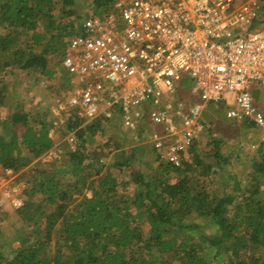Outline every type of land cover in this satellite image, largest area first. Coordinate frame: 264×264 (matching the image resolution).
<instances>
[{
    "label": "trees",
    "instance_id": "1",
    "mask_svg": "<svg viewBox=\"0 0 264 264\" xmlns=\"http://www.w3.org/2000/svg\"><path fill=\"white\" fill-rule=\"evenodd\" d=\"M118 1L0 0V172L15 176L19 200H40L45 220L40 226L17 215L14 204L0 209V264H211L204 243L219 264H264V130L249 121H229L230 101L202 113L201 124L209 116V126L214 117L230 124H219L218 135L202 124L191 144L195 160L179 166L151 146L124 148L133 142L117 113L86 120L71 109L50 138L44 117L70 89L63 79L69 42L84 33L83 21ZM260 1L248 33L264 31ZM20 84L31 93L41 90L45 110H33L40 103L35 96L25 109ZM190 88L184 77L179 96L187 97ZM261 90L252 92L264 112ZM233 128L252 139L240 146L243 155L231 138L220 137H231ZM68 133H74L77 149L44 162L41 156ZM146 149L153 152L149 173L139 169L137 155ZM217 178L224 185L221 193ZM12 214L13 239L4 223Z\"/></svg>",
    "mask_w": 264,
    "mask_h": 264
},
{
    "label": "built area",
    "instance_id": "2",
    "mask_svg": "<svg viewBox=\"0 0 264 264\" xmlns=\"http://www.w3.org/2000/svg\"><path fill=\"white\" fill-rule=\"evenodd\" d=\"M237 1L119 0L113 10L85 20L84 33L71 39L63 60L68 76L77 79L74 94L51 108L50 138L71 109L86 120L117 113L133 143L147 136L162 158L179 166L195 160L191 144L203 130L207 106L230 101L228 120L264 130V112L252 92L257 87L264 93V31L248 33L261 3ZM184 77L191 88L180 97ZM100 95L108 100L104 111ZM56 159L51 148L43 161Z\"/></svg>",
    "mask_w": 264,
    "mask_h": 264
},
{
    "label": "rangeland",
    "instance_id": "3",
    "mask_svg": "<svg viewBox=\"0 0 264 264\" xmlns=\"http://www.w3.org/2000/svg\"><path fill=\"white\" fill-rule=\"evenodd\" d=\"M247 1L248 0H238L236 4H242V3H245ZM79 3H81V2L78 1L77 4H79ZM259 3H262V2L259 1ZM115 5L116 4L113 5V8L115 7ZM113 8L111 10H113ZM108 11L109 10L104 11V13H106ZM261 27L264 28V25H262ZM70 42H71V40H70ZM63 79H67L69 81L68 85L70 86V89L69 90H64V93L66 94L65 96H67V99H69L74 94L73 91H74L75 85L77 83L76 82L77 79L71 78L69 76H67V78L63 76ZM20 89H21L20 92H21V97H22L20 99H22V101L24 102L25 109L27 108V106H26L27 103H29V101L32 98H34V96H35L37 99L40 98V103L35 105L33 110L34 111H36V110H41V111L45 110L44 107H43V97L44 96L41 95V90L40 91L38 90V91H35V92L31 93V92H29L26 89V85L25 84L24 85L20 84ZM98 101H100L99 105H101V108H99V110H103L104 111L105 104H106V102H108L106 95L98 96ZM211 107H214V106H207L206 109H210L211 110L212 109ZM50 111H51V108L48 110L47 115L44 117V121L45 122L47 121V123L49 125H51V128H52L51 119H50V115H51ZM112 112L116 113L114 111H112ZM41 115L43 116V113H41ZM209 119H210V116L207 117L206 119H204V118L201 119L202 124L206 128H210V129L214 128V131H216L215 132L216 135H218L219 124H222V128L223 127H227L230 124V122H227V120L226 121H224L222 119H217L216 120V117H214L213 125L209 126V123H210ZM140 125L143 127V129H144V131L146 133L150 132L151 128L146 123L145 120L140 121ZM236 127L237 126H235V128ZM60 128H62V127L54 128L53 132L55 133V137H56V129H60ZM235 128H233L232 132L230 131L231 132L230 133L231 137H230V135H225V134H223V135L220 134V137L221 138H225V137L226 138H231L232 142H234V143H236L238 145L237 149H238L239 153H241L243 155L246 151H244L245 148L243 150H240V146L243 145V144H247L246 142L249 141L251 138H248L247 141H246V139L243 137L242 131H241V133H237ZM158 129L159 128H157V130ZM58 131L59 130H57V132ZM5 132H9V127L6 129ZM73 136H74V133H68L67 135H64L62 138H59V139H57L55 141V145H54V147H52V149L56 150L57 159H61L62 157H65L68 154V152H74L77 149L78 142H77L76 139H74L75 136L74 137ZM146 137L147 136H145L144 139L138 141L137 143H132V144H129L128 146H124V148L125 147L126 148H132V146H138V145H145V146H148V147L151 146V148H153V146L149 143L150 141L147 140ZM257 139H258V137H257ZM256 141L257 140L255 139L253 142L255 143ZM46 154H47V152L44 155L41 156L42 160H43V158L45 157ZM137 155H138V159L140 161L139 169H141L143 172L149 173L148 170L151 168V163L153 164V160H152L153 152L151 150H149V149H146L144 153L142 151H139L137 153ZM232 167H233V169H232L233 171L237 169L235 166H232ZM240 171L241 170L238 169V172H240ZM223 174H224V177H225L226 176V170L223 172ZM220 181H221V179L217 178L215 180V183L219 184V188H217V189L221 193L222 189L224 188V185L219 183ZM227 181H231V180H227ZM14 182H15V176L12 177L10 172H4V173L0 172V209H3V212H4V210H10L12 204H14V201H20L21 203L19 204L20 206L18 208H14L12 206L14 208V210L16 211L17 215H24L26 218H29V219H32L33 221H35L38 225L43 226L45 220L43 219L42 215L40 214V209H39L40 200L35 198V197H31L29 199L19 200L18 197L21 196V194L19 193L17 187L13 188ZM260 194H262V193H260ZM242 198L244 199L245 197H242ZM239 200H241V197L239 198ZM10 218H11L10 220H7V219H6V221L4 220V223L5 222L7 223L6 225L4 224L5 227H6L5 233H6V236H10L9 238L13 239V235H15V233L17 231V228H14L15 226H12V224H11L12 221L15 219L14 215L12 214V216ZM12 218H14V219H12ZM1 219H2V214L0 213V221H1ZM210 234H211V231H209V230L203 232V235L200 236L201 240L202 241L207 240L209 238ZM204 246L207 249V252H206L205 256L209 260V262L211 264H219L218 262H216V260H214V250L212 249V247L208 243H204ZM5 256L7 257V253L5 254ZM224 264H227V263L224 262Z\"/></svg>",
    "mask_w": 264,
    "mask_h": 264
},
{
    "label": "clouds",
    "instance_id": "4",
    "mask_svg": "<svg viewBox=\"0 0 264 264\" xmlns=\"http://www.w3.org/2000/svg\"><path fill=\"white\" fill-rule=\"evenodd\" d=\"M230 121V120H229Z\"/></svg>",
    "mask_w": 264,
    "mask_h": 264
}]
</instances>
